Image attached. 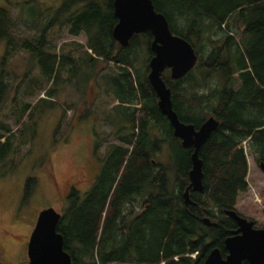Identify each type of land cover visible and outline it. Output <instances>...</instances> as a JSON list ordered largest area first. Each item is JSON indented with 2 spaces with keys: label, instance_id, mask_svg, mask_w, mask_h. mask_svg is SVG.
<instances>
[{
  "label": "trees",
  "instance_id": "obj_1",
  "mask_svg": "<svg viewBox=\"0 0 264 264\" xmlns=\"http://www.w3.org/2000/svg\"><path fill=\"white\" fill-rule=\"evenodd\" d=\"M112 2L62 0L54 8L45 7L37 23L28 22L39 35L24 41L38 56L49 82L56 80L58 68L77 62L71 52L79 45L58 56L47 47V33L64 26L70 35L83 33V55L93 68L91 80L100 73L104 91L120 101L115 106L123 112V132H109L117 143L108 145L92 189L82 197L77 193L75 198L73 192L66 195L68 204L57 225L63 248L74 264H203L213 247L224 257V240L236 229L224 210L235 209L238 195L248 189L243 142L257 164L264 162V0H152L171 31L191 42L198 58L182 78L172 79L168 70L162 74L173 109L181 121L195 128L210 115L219 122L198 152L204 190H190L192 205L184 203L182 193L189 184L193 147H183L173 135L147 79L152 35L150 31L134 34L127 46L118 44L112 37L117 21ZM16 27L17 20L0 5V39L7 38L11 44ZM236 27L238 37L229 33ZM143 49L148 57L139 72L135 66ZM110 62L115 66L103 73ZM79 67L73 65L71 73ZM0 88L1 102L8 83L0 79ZM30 109L24 103L15 113L16 132L1 124L0 163L30 142L22 121ZM165 146L167 165L156 157ZM32 183L28 178L24 196ZM136 195H140V210L133 217L129 204ZM205 216L211 226L204 224Z\"/></svg>",
  "mask_w": 264,
  "mask_h": 264
},
{
  "label": "rangeland",
  "instance_id": "obj_2",
  "mask_svg": "<svg viewBox=\"0 0 264 264\" xmlns=\"http://www.w3.org/2000/svg\"><path fill=\"white\" fill-rule=\"evenodd\" d=\"M61 1L0 0V5L18 22V27L11 32V44L7 38L0 39V79L8 83L0 102V132H4L1 124L16 132L19 125L15 113L24 103L31 105L30 114L22 117L28 127L30 142L0 163V264H29L28 236L38 212L53 207L63 213L68 204L65 195L70 185L74 183L83 188L88 184L96 169V158L99 170L101 160L92 153L94 143L98 144L97 151L101 155L106 145L117 143L113 137H108L109 132H123V112L115 106L117 103L112 95L104 91V84L98 79L100 73L94 82L91 80L93 68L83 55L86 49L83 33L70 35L67 26L54 29L53 34L47 33V47L50 46L58 56L79 45L71 52L77 62L58 68L55 81L46 80L38 56L24 45V41L39 35V30L28 26V22L35 20L37 23V17L45 7L54 8ZM229 33L238 37L240 29L236 27ZM147 57L148 50L143 49L135 66L139 72L144 69ZM73 65L80 66L74 75L71 73ZM113 66V62L108 63L102 72H109ZM49 86L52 92L47 90ZM245 154L248 189L238 195L235 209L252 219L257 227H262L264 172L247 145ZM156 157L167 165L166 146ZM28 178H32V189L24 196Z\"/></svg>",
  "mask_w": 264,
  "mask_h": 264
},
{
  "label": "water",
  "instance_id": "obj_3",
  "mask_svg": "<svg viewBox=\"0 0 264 264\" xmlns=\"http://www.w3.org/2000/svg\"><path fill=\"white\" fill-rule=\"evenodd\" d=\"M113 14L117 21L112 29L113 39L121 46H127L134 34L150 31L152 55L148 62L147 79L157 96V106L173 129V135L181 140L183 147H193L189 184L182 196L186 205L194 202L190 190L203 192L202 160L198 156L201 145L217 128L218 120L210 115L195 129L192 123L181 121L173 109L171 91L166 85L162 72L169 69L172 79H179L193 69L197 54L191 42L174 34L166 16L154 8L152 0H113ZM264 172V162L258 164ZM224 213L236 224V229L224 240L226 255L213 247L203 264H264V226L257 227L253 220L241 215L235 209ZM61 213L53 207L41 209L27 243L29 264H74L69 253L63 248V236L57 230ZM207 226L213 222L203 218Z\"/></svg>",
  "mask_w": 264,
  "mask_h": 264
},
{
  "label": "flooded vegetation",
  "instance_id": "obj_4",
  "mask_svg": "<svg viewBox=\"0 0 264 264\" xmlns=\"http://www.w3.org/2000/svg\"><path fill=\"white\" fill-rule=\"evenodd\" d=\"M146 32V31H145ZM140 34H142V33H140ZM149 68V67H148ZM148 71H149V69H148ZM147 74H148V72H147ZM110 94V93H109ZM111 95V94H110ZM113 97V96H112ZM114 101L117 103V104H121L120 103V101L118 100V99H115L114 98ZM115 103V104H116ZM116 104V105H117ZM123 105H126V106H132V104H128V103H122ZM133 106H135V107H139L140 105L139 104H137V105H133ZM170 125V124H169ZM171 127V126H170ZM195 127V126H194ZM172 128V127H171ZM195 129H198V127L197 128H195ZM152 132L153 133H156L155 131H154V129H152ZM109 135V134H108ZM104 137V136H103ZM103 137H102V139H103ZM178 138V137H177ZM105 139V138H104ZM103 139V140H104ZM182 144V143H181ZM94 147H93V151L94 152H92L93 154L95 153L99 158H100V160H101V163H100V167H99V170H98V162H97V160H98V158H93V159H95V161H96V169L94 170V173L92 174V177H91V179L89 180V182H88V184L86 185V186H84L83 188H80L79 187V185H77V184H71L70 185V187H69V190L67 191V194H68V192H73V193H76L75 194V198H76V196H77V193H79V195L82 197V196H84L85 194H87L91 189H92V187L94 186V183L96 182V178H97V176L99 175V172H100V168H101V165H102V159H103V157H104V155H105V153H106V150H107V147H108V145H106V147H105V150H104V152L100 155V154H98V145L96 144V143H94ZM96 145H97V147H96ZM150 161L154 164L155 162H156V160L154 159V158H150ZM66 194V195H67ZM65 195V196H66ZM139 202H140V195H136L134 198H133V200H132V202H131V204H129V206H130V209H131V213H132V216L133 217H135V216H137L138 215V213H139V210H140V206H139ZM240 213V212H239ZM241 214V213H240ZM241 215H243V214H241ZM37 217V216H36ZM35 220H36V218H35ZM34 223H35V221H34ZM34 223H33V226H34ZM235 223V222H234ZM236 225V224H235ZM255 225V224H254ZM29 236H30V232H29ZM29 236H28V240H29Z\"/></svg>",
  "mask_w": 264,
  "mask_h": 264
}]
</instances>
